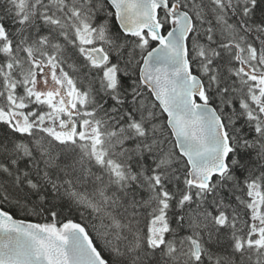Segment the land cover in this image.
<instances>
[{"label": "snow or ice", "instance_id": "1", "mask_svg": "<svg viewBox=\"0 0 264 264\" xmlns=\"http://www.w3.org/2000/svg\"><path fill=\"white\" fill-rule=\"evenodd\" d=\"M0 264H264V0H0Z\"/></svg>", "mask_w": 264, "mask_h": 264}]
</instances>
